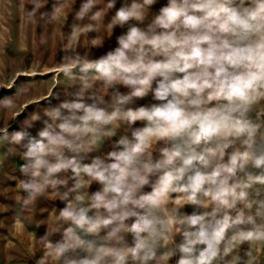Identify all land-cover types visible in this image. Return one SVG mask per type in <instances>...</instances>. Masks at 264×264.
<instances>
[{
    "label": "clouds",
    "instance_id": "1",
    "mask_svg": "<svg viewBox=\"0 0 264 264\" xmlns=\"http://www.w3.org/2000/svg\"><path fill=\"white\" fill-rule=\"evenodd\" d=\"M74 3L56 0L38 12L46 3L36 0L27 15L65 23ZM116 3L82 0L62 37L55 83L33 103L60 83L68 98L43 109L46 119L33 112L23 130L0 131V146L10 145L0 164L17 152L12 146L24 149L13 223H32L38 198L52 189L49 198L65 203L49 214L44 235L33 233L36 264H169L177 253L176 264H259L264 0H167L156 13L157 0ZM117 26L126 31L105 54L77 51L82 36L86 48L102 47ZM149 94L155 102L128 107ZM16 107L13 97L0 99V109ZM36 121L43 127L34 137L27 129ZM121 128L111 150L84 162ZM94 182L100 187L89 192ZM185 205L194 210L181 212Z\"/></svg>",
    "mask_w": 264,
    "mask_h": 264
},
{
    "label": "rangeland",
    "instance_id": "2",
    "mask_svg": "<svg viewBox=\"0 0 264 264\" xmlns=\"http://www.w3.org/2000/svg\"><path fill=\"white\" fill-rule=\"evenodd\" d=\"M36 0H0V99L11 96L17 101L15 110L0 109V131L7 126L9 133L24 129V121L33 113L39 112L42 119L43 109L57 106L64 99L66 86L64 83L57 84L53 89L52 96L45 100L33 103L34 100L41 99L42 93L51 90L56 80L58 72V63L63 53L60 51L62 47V37H66L74 23V13L79 9L82 0H75L73 11L69 13L67 20H60L56 23H49L47 19H41L39 13L35 17L29 18L27 13L34 6ZM46 3L38 12H50L52 5L56 0H39ZM123 0H117L118 8ZM167 0H157V3L151 6V12H158L159 8L166 4ZM115 9L111 10L107 19L114 14ZM86 22V21H85ZM125 28L115 27L111 37H104L102 47H88L83 43H87V39L82 36L77 51L84 54L89 51V58L95 59L105 54L107 51L117 46L116 37ZM96 33L90 32L88 39L94 38ZM63 80V77L61 76ZM155 86V85H154ZM28 88L29 91L23 95H17L20 89ZM71 91V89H67ZM121 92L127 89L120 87ZM155 102L152 100L151 94L144 98H134L133 103L128 107L136 108L141 105H147ZM27 104V107H24ZM16 112H20L16 116ZM14 117V118H13ZM135 126H141L140 122H136ZM41 121L34 122L33 127L27 131L31 136H37L38 131L42 129ZM123 129L117 130V134L111 139H106L99 152L89 154V159L84 162H90V157L105 153L111 150L112 143L119 138ZM10 145L0 146V158H3L4 152ZM17 149L15 154H8L4 157L3 163L0 164V264H36L41 252L37 251L34 255L35 236L39 238L44 235L47 224L46 221L53 209L58 211L64 207V201L59 198L50 199L49 194L52 189H48V193L38 198L33 214L32 223L21 224L19 216L15 217L16 210H19V204L16 202V195L19 179L23 176L19 171L20 165L24 163L20 153L24 151L19 145L12 146ZM61 178L71 176L70 170L59 174ZM72 180L69 179L68 187H71ZM100 187L99 184L93 183L89 192L96 191ZM60 192L66 191L64 186H59ZM149 187H145L144 191H150ZM23 195V193H20ZM194 210V206L185 205L180 209L185 214H190ZM26 228V230H25ZM103 234V233H102ZM59 234H55L52 239L58 240ZM179 243L180 236L175 237ZM129 246L133 244L131 234L126 236ZM248 250L245 243L239 249V255L243 258ZM179 254L173 256L169 260V264H176ZM259 264H264V253H261Z\"/></svg>",
    "mask_w": 264,
    "mask_h": 264
}]
</instances>
